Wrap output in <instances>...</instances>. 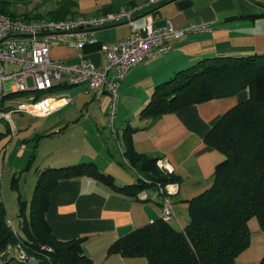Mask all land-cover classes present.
Segmentation results:
<instances>
[{"label":"crops","instance_id":"0c3cea01","mask_svg":"<svg viewBox=\"0 0 264 264\" xmlns=\"http://www.w3.org/2000/svg\"><path fill=\"white\" fill-rule=\"evenodd\" d=\"M23 1L26 3L23 6L24 14L16 18L47 21L72 15L106 13L141 4L146 0ZM149 14L156 27H164L171 21L176 27L188 26L192 22H211L213 28L210 31L186 35L174 42L170 52L150 58L128 72L120 88L127 90L129 85L147 84L144 95L146 99L151 91L155 90V93L159 85L169 81L178 71L202 58L264 53V15L255 19L247 17L264 14V0H165L146 5L137 11L133 17L134 27L144 26ZM232 16L236 18L229 19ZM132 28L130 23L120 22L110 27L85 31L80 36L87 39L82 49L65 43L52 44L51 56L71 64L78 63L82 58L90 59L97 65L106 64L107 58L101 50L102 43L125 38L131 34ZM91 38L97 41H88ZM71 87H65L62 91L73 98V101L53 112L52 114L66 111L60 113L56 121L49 125L53 129L63 128L66 133L70 121L77 123L83 115L80 112L84 110V105L93 100L92 93L86 90L85 85H75L78 87L77 92L71 91ZM79 95L88 97L82 98L74 106L77 116L74 120V115H68ZM105 96L108 98L106 112L109 114L111 96L105 94L99 100ZM249 96L250 89L246 87L232 96L213 98L176 112L162 114L157 120L147 117L144 125L135 128V149L153 157H165L174 167L175 173L181 177L179 192L174 197L176 215L170 222L175 228L184 230L190 220L189 200L212 185L217 162L223 159L220 150L206 143V136L222 114L247 100ZM2 102L5 103L4 100ZM12 124L16 134L18 128L13 119ZM124 127L129 128V124ZM125 148L124 145L122 155L128 162L124 154ZM105 150L103 144H99L97 150L91 146L77 151L60 150L57 154L48 156L40 166L50 169L78 163H94L100 171L112 174L118 185L131 183L134 180L132 178L138 180L140 174L135 169L131 167V173H124L115 161L106 157ZM108 151L112 153L110 145ZM161 217L162 208L159 203L119 192L90 174L61 180L51 191L50 205L46 212V219L58 239L87 236L84 243L85 254L95 264H149V259L145 256L125 257L118 253L108 255V248L120 236ZM263 257L264 244L257 246L252 241L234 264H264ZM14 259V254L0 252V264H40L36 257L27 262H15Z\"/></svg>","mask_w":264,"mask_h":264},{"label":"trees","instance_id":"16d2710c","mask_svg":"<svg viewBox=\"0 0 264 264\" xmlns=\"http://www.w3.org/2000/svg\"><path fill=\"white\" fill-rule=\"evenodd\" d=\"M0 1V12L17 17L7 1ZM246 87L249 98L222 114L205 138L207 144L222 152L223 159L217 162L212 185L189 200L190 220L184 230L160 218L117 238L108 255L145 256L149 264H234L251 245L250 220L257 217L264 229V53L200 59L159 85L141 117L157 120L162 114L232 96ZM125 129L124 154L140 174L137 182L118 185L112 174L100 171L94 163L36 169L39 179L29 212L27 202L19 196L20 229L8 223L7 206L0 199V252L21 244L40 259V264H95L85 254L87 236L58 239L46 219L51 191L61 180L90 174L132 196L158 184L181 181L179 174L158 166L159 157L137 151L135 129ZM61 131L63 128L54 133ZM30 166L31 162L26 169Z\"/></svg>","mask_w":264,"mask_h":264},{"label":"built area","instance_id":"2783aa9c","mask_svg":"<svg viewBox=\"0 0 264 264\" xmlns=\"http://www.w3.org/2000/svg\"><path fill=\"white\" fill-rule=\"evenodd\" d=\"M163 1L165 0H146L141 4L106 13L72 15L47 21H27L0 12V99L15 96L8 103L11 106L8 111L0 109V117L11 122L14 113L46 117L73 101V98L62 91L63 87L85 85L86 90L92 93L93 100H99L105 94L111 96L108 116L111 130L115 132L113 126L119 90L128 72L150 58L170 52L174 42L186 35L210 31L213 28L211 22H192L188 26L176 27L171 21L164 27H156L151 14L147 15L144 26L134 27L133 17L137 11L146 5ZM120 22H128L133 28L131 34L125 38L102 43L101 50L107 58L106 64L97 65L84 58L71 64L52 58V44L65 43L82 49L87 39L80 36L85 31L113 26ZM18 34L32 36H17ZM88 41L97 40L91 38ZM21 90L27 91L14 95ZM157 164L167 172H175L165 157L159 158ZM179 188V182L158 184L154 188L140 190L137 196L159 203L162 208L161 218L171 222L176 215L174 197ZM8 223L12 225L13 221L9 219ZM3 253L14 254L22 262L35 258L21 244L9 245Z\"/></svg>","mask_w":264,"mask_h":264},{"label":"rangeland","instance_id":"374dc122","mask_svg":"<svg viewBox=\"0 0 264 264\" xmlns=\"http://www.w3.org/2000/svg\"><path fill=\"white\" fill-rule=\"evenodd\" d=\"M3 1L8 2V7L17 16L24 14L23 6L26 3L23 0ZM69 89L77 92L78 87L73 85ZM146 89L147 84L129 85L127 90H123L122 87L120 88L117 113L113 126L115 132L111 130L108 112H106L108 104L107 96L101 100L89 101L84 105V110L80 112V115H83L79 119L82 122L78 121L74 123L70 121L67 133L65 132L66 130L61 131V133H54L58 128L53 129V127L49 126L56 121L60 113H66V111L51 114L44 118L14 113L13 120L16 122L18 128L16 134L14 133L15 128L12 122L7 118L0 117V138H4L3 140L0 139V199H3L6 203L7 218L13 220L18 229H20L19 196L22 197V201L27 202L29 212L39 179L36 169H43L40 165H43L46 158L53 153L57 154L60 150L67 149L74 151L84 150L90 146L97 150L99 144H103L106 149V157L115 161L124 170V173H131L132 168L122 155V147L125 145V131L123 127L128 123L130 131L133 132L135 128L141 127L146 123V118L141 117V111L147 105V102L150 101L155 91H151L146 99L144 97ZM87 97V95L85 97L83 95L77 96L76 103L73 104L71 112L68 115L69 117L74 115L72 119L75 120L77 118L74 106L78 105L82 98ZM14 98L15 96L13 95L5 97V103L0 99V109L8 111L11 108L8 103L13 101ZM48 133L54 134L46 135ZM38 135L39 137H37ZM8 140H11L9 144L7 143ZM111 140L113 141L111 142ZM5 144L8 145L6 146ZM108 145H110L112 153L108 151ZM33 154L35 156L31 159ZM30 162V168L26 169ZM132 179L134 180L131 183L137 180V178ZM249 228L254 244L257 246L264 244V229H262L257 217H253L250 220ZM17 260L14 259L13 261L16 262ZM38 260L40 261L39 258Z\"/></svg>","mask_w":264,"mask_h":264},{"label":"water","instance_id":"95a60500","mask_svg":"<svg viewBox=\"0 0 264 264\" xmlns=\"http://www.w3.org/2000/svg\"><path fill=\"white\" fill-rule=\"evenodd\" d=\"M38 35H43V34H38ZM17 36H25V37H28V36H32V34L31 35L30 34H18Z\"/></svg>","mask_w":264,"mask_h":264},{"label":"bare ground","instance_id":"6f19581e","mask_svg":"<svg viewBox=\"0 0 264 264\" xmlns=\"http://www.w3.org/2000/svg\"><path fill=\"white\" fill-rule=\"evenodd\" d=\"M20 92H23L24 93V92H26V90L16 91V93H20Z\"/></svg>","mask_w":264,"mask_h":264}]
</instances>
